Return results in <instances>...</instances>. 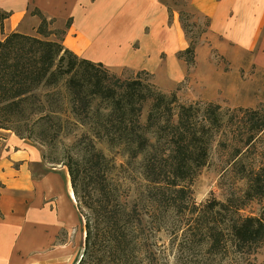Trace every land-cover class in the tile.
<instances>
[{
    "label": "trees",
    "instance_id": "16d2710c",
    "mask_svg": "<svg viewBox=\"0 0 264 264\" xmlns=\"http://www.w3.org/2000/svg\"><path fill=\"white\" fill-rule=\"evenodd\" d=\"M31 15L40 18L35 35L14 32L0 40V129L10 130L9 125L23 116L26 103L38 98V90L57 87L64 81L72 91L74 113L84 112L89 116L97 100L110 109L107 114H100L98 125L101 128L98 134L95 133L96 138L122 146L133 160L145 157L140 187L153 211L152 220L158 215L156 208L161 211L164 208L163 213L173 210L177 215L190 210L196 212L189 184L206 165L208 147L202 141L200 130L196 133L197 125L193 124L197 117L195 108L178 106L179 120L177 124L172 123L171 105L178 102L176 97L167 99L140 79L121 80L102 64L77 57L63 46L65 30H54L55 21L48 20L37 9ZM10 16L0 9L2 30ZM186 19L182 13V26L190 39ZM208 27L209 21L206 20L201 35ZM196 46L197 42L190 39L189 48L180 53L179 58L193 64ZM147 103H150V109L143 123V109ZM219 109V106L211 105L203 112L202 117L210 123L209 128L221 125ZM162 119H165L163 124ZM243 119L248 122L250 133H255L249 138V144L256 135L264 132V115L255 110H244ZM153 132L157 135L155 143L149 137ZM80 140L86 141L87 147L81 150L79 159L65 165L86 233L84 248L75 264H160L148 230L160 231L162 220L154 221L151 227L144 225L145 216L138 202L135 200L129 206L127 195L119 193V185L111 179V161L96 148L91 136L83 134ZM156 143L165 145L161 148L162 154L156 151L159 156L151 150L156 148ZM254 181L256 187L252 191L255 197H262L264 167ZM204 206L196 219L207 225L202 228L205 236L211 239L209 255H219L226 248V241L221 239L217 213H224L228 208L215 199ZM202 214H208L212 220L201 218ZM192 221L186 220L185 225ZM231 234L235 253H255L264 245V223L258 219L248 217L235 222ZM180 252L184 255L181 261L188 258L186 252L192 259L195 254L192 246L184 247ZM192 259L184 263L194 264Z\"/></svg>",
    "mask_w": 264,
    "mask_h": 264
},
{
    "label": "crops",
    "instance_id": "0c3cea01",
    "mask_svg": "<svg viewBox=\"0 0 264 264\" xmlns=\"http://www.w3.org/2000/svg\"><path fill=\"white\" fill-rule=\"evenodd\" d=\"M188 1L209 21L196 67H213L215 53L241 65L251 55L250 63L264 70V0ZM0 9L11 14L0 40L14 32L35 35L37 9L66 31L64 48L81 59L146 72L163 86L185 78L178 55L190 46L181 22L186 12L167 0H0ZM80 225L68 170L51 168L34 144L0 129V264H74L72 232Z\"/></svg>",
    "mask_w": 264,
    "mask_h": 264
},
{
    "label": "rangeland",
    "instance_id": "374dc122",
    "mask_svg": "<svg viewBox=\"0 0 264 264\" xmlns=\"http://www.w3.org/2000/svg\"><path fill=\"white\" fill-rule=\"evenodd\" d=\"M167 1L173 9H183L186 12L185 15H189L186 19L190 31L189 37L198 45L204 38L201 31L206 23L205 18L189 7L188 0ZM52 39L56 38L52 37ZM212 54L215 59L213 67L203 64L196 67L194 63H187L185 58H179L186 64L185 78L180 84L172 86L159 84L156 78L146 72L108 69L110 74L121 80L140 79L167 99L176 97L178 102L171 105L174 124H177L179 120L178 106L195 108L197 117L193 124L197 125L196 133L198 134L200 130V135L203 136L202 141L208 147L206 165L189 184L193 201L196 203V212L190 210L177 215L173 210L163 213L164 208H162L163 211L156 208L158 218L155 217L156 219L152 220L153 211L149 209L150 205L145 200V194L140 187L141 168L145 157L141 156L133 160L128 157L126 149L122 146L96 138L95 133L98 134L101 128L98 125L100 114H107L110 109L106 106L107 104H101L97 100L89 116H86L84 112L74 113L72 91L68 89L64 81L57 87L38 90L36 92L38 98L29 100L25 105L23 116L9 125L10 131L17 137L26 139L41 151L43 160L51 168L65 167L71 160L79 159L81 150L87 147L86 141L80 140L81 136L83 134L91 136L96 148L113 165L111 179L119 185V193L127 195L129 206H132L135 200L138 202L145 216L143 224L151 227L154 221L159 218L162 220L160 231L148 230L151 234L149 235L150 243L157 251L160 264L190 262L192 257L188 255V252H186L188 258L185 257L183 261L181 259L184 255L180 252L184 247L187 249L190 246L195 250L192 259L194 264H226L228 262L264 264V245L255 253L240 254L235 253L231 241L233 239L231 228L235 222H241L242 219L250 217L264 223V185H262V197H255L252 191V188L256 187L254 178L264 167V132L256 135L252 143L248 144L249 138L255 133H250L248 122L243 119L244 110H255L264 115V70L250 63L251 55H245L241 65L222 62V58H217L215 53ZM211 105L220 107L218 118L221 125L219 127L209 128L210 123L202 117L203 112ZM149 109L150 103H147L143 109V123ZM164 120L160 122L163 124ZM149 137L152 143L156 142L155 132L149 134ZM164 146L163 143H156V148L151 149L152 153L157 155V151L162 154L161 148ZM213 199L228 208L223 210L224 213H217V224L221 239L226 241V248L215 256L208 253L211 239L205 236V230L202 228L207 225L201 224L200 219H196L200 216L201 207H205L204 205ZM162 213L163 215L159 217ZM207 216L209 215L202 214L201 218L206 217L212 220ZM188 219L193 221L190 225H185ZM80 221L81 225L72 232V245L75 248L74 264L85 245L84 220L80 217ZM65 237L66 234L62 233L60 242H66L68 239ZM187 241L188 244L185 246ZM190 242L192 245H189ZM236 261L239 262L236 263Z\"/></svg>",
    "mask_w": 264,
    "mask_h": 264
}]
</instances>
